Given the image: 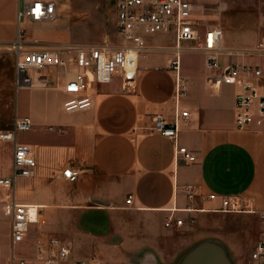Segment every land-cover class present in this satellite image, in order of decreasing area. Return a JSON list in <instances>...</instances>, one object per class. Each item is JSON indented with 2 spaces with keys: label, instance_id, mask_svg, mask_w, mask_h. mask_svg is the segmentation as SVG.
Returning a JSON list of instances; mask_svg holds the SVG:
<instances>
[{
  "label": "crops",
  "instance_id": "obj_1",
  "mask_svg": "<svg viewBox=\"0 0 264 264\" xmlns=\"http://www.w3.org/2000/svg\"><path fill=\"white\" fill-rule=\"evenodd\" d=\"M17 5L18 0H0L3 43L16 37ZM191 5L195 20L197 14L215 18V25L198 26H218L223 48L244 50L264 41V0H191ZM114 32L109 39L121 43ZM26 36L44 42L54 35L34 34L33 29ZM171 37L163 32L144 37L151 49L138 58L132 86L125 89L117 76L94 85L92 106L86 110L65 112L66 94L55 83L33 88L38 93L32 99L27 97L28 87L11 88L9 95L0 96L1 108H11L0 130L11 128L15 118L30 117L32 128L19 141L33 147L37 162L32 176L16 178L12 190L0 188V197L14 194L20 203L38 205L48 229L55 231L54 223L60 220L68 239L83 234L80 243L98 249L72 255L73 259L95 256L111 264H176L195 244L211 240L224 247L231 264H249L254 242L264 239V222L258 218L264 212V131L234 129V87L212 78L201 52L197 51L203 73L179 62L178 74L170 68ZM191 44L180 42V47L187 50ZM222 57L230 59L225 53ZM177 75L184 92L175 97ZM13 78L14 86L15 72ZM181 110L187 116L178 118L174 140L151 131L152 114L172 121ZM179 146L194 160L179 154ZM66 166L79 169L75 182L62 176ZM208 194L237 196L252 211H219L218 200L207 199ZM177 218L180 225L173 223ZM229 219L237 222L230 239L218 231Z\"/></svg>",
  "mask_w": 264,
  "mask_h": 264
},
{
  "label": "built area",
  "instance_id": "obj_2",
  "mask_svg": "<svg viewBox=\"0 0 264 264\" xmlns=\"http://www.w3.org/2000/svg\"><path fill=\"white\" fill-rule=\"evenodd\" d=\"M67 0H18L16 19L17 33L9 44L14 52L15 84L28 88H61L66 94L62 102L65 112H76L92 106V89L96 84H106L113 77H120L125 89H129L137 77L138 58L147 53L149 47L144 35L171 33L174 40V55L169 66L178 74L180 42H191L187 50L199 51L203 55L206 69L212 72V78L220 84L234 87L232 118L236 130L252 129L264 131V41L255 43L244 50L223 48L222 34L218 26L200 28L192 17L191 0H113L114 23L121 43H113L104 39L99 44H62L38 45L36 39L23 38L20 27L22 20L37 24L54 23ZM232 53L242 56H257L263 61L232 62L222 60L221 55ZM53 69L59 70L54 72ZM184 92L183 85L176 79L175 97ZM187 116L186 110L175 113L172 121H167L162 114L154 113L150 117L151 131L174 140L178 118ZM32 120L28 116L15 118L11 128L0 130V142L10 143L11 165L9 175L0 176V188L12 190L18 177H30L37 166L35 152L31 145L17 140L20 132L32 128ZM177 152L188 160L194 156L184 147ZM62 176L68 182H75L80 171L72 166L62 170ZM187 195L191 189L187 187ZM207 199L218 200V210L223 212L252 211L246 202L237 196H220L208 194ZM126 203L132 201L128 195ZM0 215L9 221L10 251L4 264H32L23 255L15 254L14 245L25 241L31 226L39 227L46 224L38 205L20 203L14 194L9 199L0 197ZM264 222V212L258 213ZM181 219H174L180 225ZM189 223L192 222L190 219ZM171 220L163 225L169 226ZM33 247L40 264H111L102 262L95 256L86 259L71 258L70 247L58 236L36 231ZM251 264H264V239H257L250 252ZM0 264L2 257L0 255Z\"/></svg>",
  "mask_w": 264,
  "mask_h": 264
},
{
  "label": "rangeland",
  "instance_id": "obj_3",
  "mask_svg": "<svg viewBox=\"0 0 264 264\" xmlns=\"http://www.w3.org/2000/svg\"><path fill=\"white\" fill-rule=\"evenodd\" d=\"M212 6H214V4H212ZM3 12L1 13V16L4 15ZM196 21L199 26L216 24L214 17L209 16L206 20L205 18L200 17L199 14H197ZM40 25L41 24L22 20L20 27L22 29L23 38H27L26 35L32 33V30L34 29V34H38V32L42 31L44 34L48 32L49 34L54 35L44 42L39 41L36 43L41 46L62 45L64 42L69 44H99L104 39L115 36L113 0H67L61 5L59 16L54 23L44 25L41 30H35V27ZM146 36L147 35H144L143 37ZM60 37L63 39H58ZM33 38L37 37H32L31 39ZM172 39L173 37H171V40ZM187 44L189 45L191 42H187ZM184 45L186 44L181 43V46ZM230 59H232V62L235 63L241 61H263L262 58L257 56L247 57L240 54H236L230 57ZM179 60L181 67L185 66L197 74L203 73L201 55L200 53H197V51H190L181 47V50H179ZM222 60H226V58L222 57ZM53 71L57 72L59 70L53 69ZM14 72L13 55L11 50H9V43H3L0 41V96L9 95L11 93V88H20V86H16V84L13 86ZM30 89L31 91L28 92L29 94H27V97L32 99L33 94H37L38 92L33 91V88ZM51 97L52 100L54 99L56 101L54 93H51ZM10 113V107H4L2 109L0 106V126L2 121L9 117ZM29 132L18 133L17 140L19 141L20 137L22 138L28 135ZM10 165L11 144L0 142V176L10 171ZM47 223L49 224L48 220H46L45 225H40L39 227L31 226L28 232V238L25 241L14 245L15 254L25 256L31 260L32 264H40V261L37 260V255L33 247V239L37 230L56 236L61 235L65 238V241L70 245L71 256H78L82 252H85V255L98 253V249L96 247H92L90 249L87 242H85V244L80 243L81 237L84 236L83 234H79L77 239H68L64 234L65 230L63 228L62 221L56 220L54 223V229L57 233H59V235L55 231L48 229ZM222 224L223 230L219 229V233L228 239L233 238L234 235H232V230H234L237 225L236 220H225ZM66 227L67 229H71L68 224ZM9 228L10 226L7 218L0 215V255L2 257V264H4L7 253L10 251ZM101 254L106 256L104 253ZM249 264H251L250 261Z\"/></svg>",
  "mask_w": 264,
  "mask_h": 264
},
{
  "label": "water",
  "instance_id": "obj_4",
  "mask_svg": "<svg viewBox=\"0 0 264 264\" xmlns=\"http://www.w3.org/2000/svg\"><path fill=\"white\" fill-rule=\"evenodd\" d=\"M176 264H231V261L221 244L205 240L187 250Z\"/></svg>",
  "mask_w": 264,
  "mask_h": 264
}]
</instances>
